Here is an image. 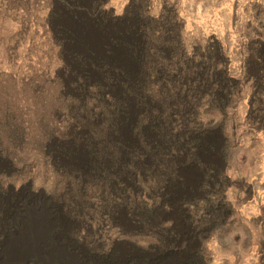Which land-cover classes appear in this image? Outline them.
Here are the masks:
<instances>
[{
  "label": "rangeland",
  "instance_id": "1",
  "mask_svg": "<svg viewBox=\"0 0 264 264\" xmlns=\"http://www.w3.org/2000/svg\"><path fill=\"white\" fill-rule=\"evenodd\" d=\"M75 1L80 8L71 16L61 0H0V264L38 214L48 227L20 264H264V126L250 117L255 96L264 92V0ZM95 1L105 23L95 18ZM139 5L148 19L161 22L173 14L172 22L163 21L164 33L159 27L153 36L169 34L183 47L184 72L217 44L228 76L238 83L226 115L203 98L179 97L189 125L214 133L217 145L224 144L220 130L228 138L221 158L198 153L225 180V216L212 230L204 227L211 216L205 203L216 196L205 199L202 174L186 158L179 161L178 182L163 194L139 184L123 196L77 174L87 161L83 150L75 157L57 153L53 134L66 120L52 112L59 98L76 97L65 70L69 60L59 57L58 47H110L115 63L133 69L123 45H112L111 38L124 36ZM60 30L74 43L63 41ZM153 90L164 98L158 84ZM164 232L179 238L174 246Z\"/></svg>",
  "mask_w": 264,
  "mask_h": 264
},
{
  "label": "trees",
  "instance_id": "2",
  "mask_svg": "<svg viewBox=\"0 0 264 264\" xmlns=\"http://www.w3.org/2000/svg\"><path fill=\"white\" fill-rule=\"evenodd\" d=\"M61 5L71 16L80 8L75 0H61ZM97 6L98 3L92 10L98 13L95 18L105 23L107 18ZM143 11L139 5L127 19L124 36L111 38L112 45H123L121 48L133 69L128 64L115 63L110 47L98 50L82 47L80 51L75 47H58L59 57L65 55L69 60L65 70L67 75L71 72L70 86L76 97H69L63 103L59 98L52 112H62L66 120L64 128L53 134L59 145L57 153L60 157H67V153L75 157L76 152L83 150L87 161L75 169L77 174L87 176L90 181H102L108 192L123 196L133 195L131 186L139 184L145 190L163 194L178 182L179 161L186 158L202 174L205 199L211 194L216 196L215 201L205 203V210L211 216L204 227L212 230L225 216L221 202L225 180L220 170L203 163L198 153L221 158L228 138L220 130L224 144L217 145L212 141L214 133L209 137L207 130L189 125L190 115L184 114V102L179 97L186 93L189 102L203 98L226 115L231 99L239 91L238 83L228 76L227 61L217 44L208 46L198 65L184 72L183 47L173 44V36L169 34L163 38L153 36L159 27L164 33L163 21L172 22L173 14L168 13L160 22L146 18ZM60 31L63 41L74 43L73 35ZM155 84L160 86L163 99L154 92ZM254 99L250 117L264 126L262 89ZM143 177L147 179L145 184L150 182L153 187L145 185ZM142 225L152 227L150 223L142 222ZM163 235L169 246L179 240L173 233Z\"/></svg>",
  "mask_w": 264,
  "mask_h": 264
},
{
  "label": "bare ground",
  "instance_id": "3",
  "mask_svg": "<svg viewBox=\"0 0 264 264\" xmlns=\"http://www.w3.org/2000/svg\"><path fill=\"white\" fill-rule=\"evenodd\" d=\"M41 215L32 218L29 226L22 233L17 234L18 237L8 245L4 264H20L23 256L34 252L35 246L41 241L48 227Z\"/></svg>",
  "mask_w": 264,
  "mask_h": 264
}]
</instances>
